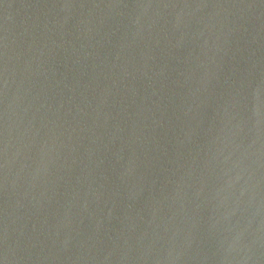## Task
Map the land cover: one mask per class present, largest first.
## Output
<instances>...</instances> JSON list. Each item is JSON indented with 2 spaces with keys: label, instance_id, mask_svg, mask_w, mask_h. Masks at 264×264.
<instances>
[{
  "label": "water",
  "instance_id": "obj_1",
  "mask_svg": "<svg viewBox=\"0 0 264 264\" xmlns=\"http://www.w3.org/2000/svg\"><path fill=\"white\" fill-rule=\"evenodd\" d=\"M0 264H264V0H0Z\"/></svg>",
  "mask_w": 264,
  "mask_h": 264
}]
</instances>
